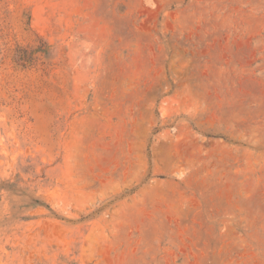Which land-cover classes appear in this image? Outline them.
Masks as SVG:
<instances>
[{"label": "rangeland", "instance_id": "rangeland-1", "mask_svg": "<svg viewBox=\"0 0 264 264\" xmlns=\"http://www.w3.org/2000/svg\"><path fill=\"white\" fill-rule=\"evenodd\" d=\"M0 264H264V0H0Z\"/></svg>", "mask_w": 264, "mask_h": 264}]
</instances>
